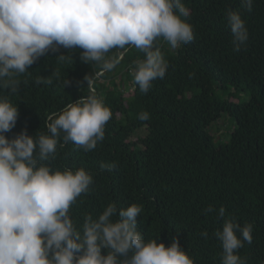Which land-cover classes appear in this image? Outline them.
<instances>
[{
	"label": "trees",
	"instance_id": "16d2710c",
	"mask_svg": "<svg viewBox=\"0 0 264 264\" xmlns=\"http://www.w3.org/2000/svg\"><path fill=\"white\" fill-rule=\"evenodd\" d=\"M184 3L194 39L177 49L160 39L168 68L147 93L134 81L136 62L144 59L137 49H112L106 58L119 63L104 71L102 63L81 61L82 49L61 47L17 77V93L0 89L19 113L5 135L13 138L25 129L34 138L50 134L49 115L95 95L112 113L104 140L89 152L72 142L61 147V140L55 159L45 161L53 169L83 167L93 177L89 192L70 209L77 226L86 215L97 218L110 203L118 210L137 204L142 207L137 227L145 240L167 247L175 238L195 264H221V242L214 233L232 218L253 225L252 243L244 242L238 254L247 264H264V0H254L251 12L241 0ZM229 11H240L249 31L239 51L227 26ZM59 55L66 59L59 61ZM117 77L128 88L112 86ZM240 94L248 99L234 101ZM142 112L148 120L139 119ZM223 115L234 129L218 140L211 130ZM101 164L115 168L102 171ZM209 206L214 211L206 214ZM221 206L224 218L218 215ZM205 230L207 238L200 235Z\"/></svg>",
	"mask_w": 264,
	"mask_h": 264
},
{
	"label": "clouds",
	"instance_id": "9594fccd",
	"mask_svg": "<svg viewBox=\"0 0 264 264\" xmlns=\"http://www.w3.org/2000/svg\"><path fill=\"white\" fill-rule=\"evenodd\" d=\"M253 5L254 0H241L248 12ZM189 16L184 0H0V89L17 93V77L61 47L82 49L81 61L102 63L104 71L119 63L118 58L107 59V53L132 47L144 53L136 62L134 81L147 93L168 68L160 39L172 49L193 41ZM227 26L239 51L249 39L240 11L227 13ZM85 78L90 85L92 77ZM18 114L9 97L0 95V264H195L175 238L167 247L144 239L137 227L140 205L118 210L110 203L97 218L84 216L79 227L70 215L77 199L89 192L93 177L83 167L53 169L45 161L55 159L61 140V147L72 142L84 152L104 140L112 113L102 99L90 95L52 113L50 134L38 138L26 129L6 137ZM139 119L148 120L149 114L142 112ZM100 167L111 172L115 164ZM213 211L211 206L205 209L206 214ZM218 215L225 217L223 206ZM252 231L251 223L241 226L224 219L222 230L214 233L221 242V264H247L238 250L244 242L252 243ZM200 235L208 237L206 230Z\"/></svg>",
	"mask_w": 264,
	"mask_h": 264
},
{
	"label": "rangeland",
	"instance_id": "374dc122",
	"mask_svg": "<svg viewBox=\"0 0 264 264\" xmlns=\"http://www.w3.org/2000/svg\"><path fill=\"white\" fill-rule=\"evenodd\" d=\"M166 47H168V49H169L170 45L167 44ZM119 70H122V69L119 68ZM112 82H113L112 86L117 87V88H121V89H123V88L125 89V87L128 88V86H129L127 81L121 77H117L116 81L114 80ZM239 96L240 97L237 99L235 98L234 101L239 102L240 101L239 99H241V102H242V101H246L248 99L243 94H240ZM221 121L223 123H221ZM221 121H219L217 123V125H215V127L213 125L212 127H214V128L211 130V133L214 136V138L218 139V140H220V139L224 140L226 138L225 133H227V132L229 133L231 130L234 129V124L232 123L231 119H229L227 117V115H223L221 117ZM138 135L140 137L144 136V130L139 131ZM133 139H136V138H133ZM225 141H227V140H225Z\"/></svg>",
	"mask_w": 264,
	"mask_h": 264
}]
</instances>
